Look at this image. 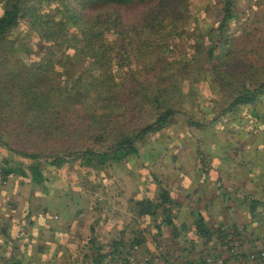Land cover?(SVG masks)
Listing matches in <instances>:
<instances>
[{"label":"trees","instance_id":"obj_1","mask_svg":"<svg viewBox=\"0 0 264 264\" xmlns=\"http://www.w3.org/2000/svg\"><path fill=\"white\" fill-rule=\"evenodd\" d=\"M235 1L215 0L206 6L196 0H0V182L19 178L20 184L37 185L39 193L49 194L52 179L62 184L58 176L75 170L77 185L86 189L90 186L81 177L139 156L140 144L178 116L189 131L201 133L194 143L204 167L213 152L202 146L222 155L218 136L211 142L205 138L224 119L232 127L225 132L226 146L233 144L230 135L237 133V125L245 134L244 146L249 135L258 134L261 141L264 29L257 27L258 34L236 43L231 23L251 11L247 2ZM160 141L166 146L167 140ZM221 179L219 174L225 199L229 189ZM249 202L250 214L257 204L264 205L253 198ZM133 204L134 218L160 217L177 238L173 201L164 186L158 201L145 197ZM35 209L26 217L28 229L12 234L6 226L0 228L3 264L42 262L44 252L70 248L61 239L63 232L47 226L44 219L52 212ZM194 215L196 236L207 245L200 264L210 262L208 258L216 264L207 254L214 232L202 214ZM220 228L215 237L234 255L228 246L234 236ZM44 229L49 231L46 240ZM143 243L136 236L127 249L115 239L106 252L91 236L93 251L83 252L80 263L111 264L115 259L128 264L119 256L121 249L127 252Z\"/></svg>","mask_w":264,"mask_h":264},{"label":"rangeland","instance_id":"obj_2","mask_svg":"<svg viewBox=\"0 0 264 264\" xmlns=\"http://www.w3.org/2000/svg\"><path fill=\"white\" fill-rule=\"evenodd\" d=\"M196 1L207 6L215 0ZM253 2L235 1L237 5L246 3L244 6L249 5L248 11H251L248 15L236 17L237 21L231 23L230 37L236 40V43H242L244 39L254 36L257 27L264 29V0ZM243 21L247 27L242 29ZM247 32L251 34L248 35ZM244 111L240 113L243 114ZM233 120L240 119L235 117ZM229 127L231 125L228 124V119H224L213 128L216 132L212 129L213 136L208 135L205 138L211 142L212 138L214 140L218 136L223 147L222 155H216L210 146L201 145L207 153L213 152V156L205 160L208 163L206 168L195 151V137L201 133L197 129L189 131L183 118L178 116L163 131L140 144L139 156L128 158L111 168L90 171L85 177H81L85 184L90 186L86 189L77 185L78 177L75 170L64 171L62 176H58L62 184L58 183L57 179H52V182L55 181L54 185L56 182L57 184L54 186L51 182L48 185V189L51 188L49 194L39 193L37 185L20 184L19 178L0 182V228L6 226L12 234L17 230L28 229L30 225L26 217L37 212L35 207L40 206L41 209L44 207L52 212V215L44 220L48 227L52 226L58 232H63L61 239H64L70 248L64 249L62 245L58 246L60 253H54V250L44 252V260L42 262L38 260L33 264H84L85 259L80 263L83 252L89 255L93 251L89 244L91 236H95L103 245V250L109 252L112 248L111 239L116 237L130 241L137 233H142L148 241L138 246L136 252L141 250L142 246H147L149 252L153 254L152 257L147 254L137 257V253L134 252L133 261L126 257L128 264H149L148 262L153 264L155 247L159 242L168 244L171 230L160 223V217L134 218L132 211L134 199L151 197L158 201V190L160 186H164L172 198L171 209L173 215L176 214L177 224L180 218L186 219L184 222H190L194 218L190 213L194 204L202 207L204 213L208 214L206 216L212 219V213L208 210L216 209L218 201L221 200V187L217 176L222 174V186L230 191V195L224 199V204L229 210L233 207L230 212L239 216L238 219L242 220L244 216L241 206L237 205V201L243 200L242 194L247 196V200L241 202L245 203L242 204L245 210H249L250 199L264 200V137L259 141L260 135H255V138L249 135L251 138L249 144L244 146L245 134L239 132L241 127L237 125L235 126L237 133L230 135L233 144L226 146L228 144L225 142L229 138L225 132ZM161 139L167 140L166 146L161 143ZM93 186L96 189L91 190ZM38 212L41 213V210ZM248 217L254 221H264V205L257 204ZM92 227L94 231L91 230ZM47 234L49 235V231L44 229V240L48 238L45 237ZM61 250L72 251V254L69 252L68 256L69 253H63ZM68 257L72 258L71 263ZM109 259L110 257L107 258ZM113 260L115 259H112L111 264H120V261Z\"/></svg>","mask_w":264,"mask_h":264},{"label":"crops","instance_id":"obj_3","mask_svg":"<svg viewBox=\"0 0 264 264\" xmlns=\"http://www.w3.org/2000/svg\"><path fill=\"white\" fill-rule=\"evenodd\" d=\"M229 195H230V191L228 196ZM241 202H243V200L237 201V205L241 206V210L243 211L244 216H242L243 217L242 220L237 218L239 216H235L233 212H230L233 209V207H231L230 210L226 208L222 194H221V200L220 202L218 201L216 207L217 210L214 208L212 210H208L210 211V213H212L211 215L212 219L207 217L208 214L204 213L203 211L204 209L202 207H198L196 204H194V206L191 207L190 213L193 214L194 218L190 222H184V220L186 221V219L184 218L182 219L179 217L180 218L179 224H177L176 223L177 217L176 214H174L173 220L174 223H176V226L177 225L179 226L180 233L178 234L177 238H175L172 236L173 232L170 231L171 238L169 239V242H167L168 244L166 243L161 244V242H159L158 246L154 244L156 247L153 251L155 255L154 258H152L153 264H184V263L200 264L202 262L204 255H206L204 248L207 245H205L203 243L204 240L198 238L195 233L194 213L196 211H198L200 214L204 216L206 224L214 232L213 234L214 238L208 243V246H210V251L207 252V254L209 253L210 256L213 257L214 259H222L224 261L223 264H264V258L250 260L248 257V254L250 252L264 250V221L259 222L249 219L248 216L250 214L249 213L250 210H245L244 206H242V204L245 203H241ZM234 205L235 207H237L236 203ZM220 226L223 227L222 228L223 230L230 232V234L234 236L230 239V241H232L234 238L240 239L241 246L237 254L230 255L228 253V248L226 247L227 244L226 243L220 244L219 238L215 237L217 229L218 228L221 229ZM166 228H170V227L166 226ZM136 236H140V237L142 236L144 239L143 244L147 243L148 239L145 238L142 235V233L140 234L137 233ZM134 237H131L130 240L134 239ZM115 239L120 240L121 238L115 237L110 240V243L112 244V241ZM121 240L125 242V244L129 242L123 239ZM126 248L128 249V247ZM159 249L162 250L158 252ZM121 250L122 252L119 254V256L126 258L129 255V251L126 252L123 250V248ZM148 250L149 249H147L146 246L144 247L142 246L141 250L139 249L136 252L137 253L136 256L138 257V256H142L143 254H147L152 257L153 253L148 252ZM207 264H211V263L207 262Z\"/></svg>","mask_w":264,"mask_h":264},{"label":"built area","instance_id":"obj_4","mask_svg":"<svg viewBox=\"0 0 264 264\" xmlns=\"http://www.w3.org/2000/svg\"><path fill=\"white\" fill-rule=\"evenodd\" d=\"M240 240L238 239H234L232 241L229 242L228 246H229V249H230V252L232 254H236L238 252V250L240 249ZM138 249V245L134 244L133 246H131V253L127 256V258L130 260V261H133L135 259V255H134V252H136V250ZM248 257L250 260H256L257 258L259 259H263L264 258V250H259V251H256V252H250L248 254ZM148 258L146 257L145 260H147ZM208 261H212L211 258H208L207 259ZM214 262L216 264H222V259H214Z\"/></svg>","mask_w":264,"mask_h":264}]
</instances>
